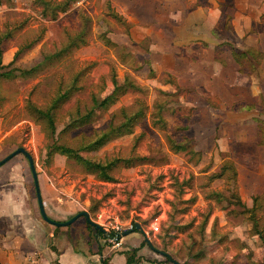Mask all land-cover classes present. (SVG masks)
<instances>
[{
	"label": "rangeland",
	"instance_id": "374dc122",
	"mask_svg": "<svg viewBox=\"0 0 264 264\" xmlns=\"http://www.w3.org/2000/svg\"><path fill=\"white\" fill-rule=\"evenodd\" d=\"M36 1L12 0L9 6L0 5V34L7 28H16L13 38L6 45L5 65L14 61L13 67L32 68L42 60L43 55L59 50L68 37L81 30L84 16L91 19L88 44L75 51L69 59L37 76L23 78L19 74L14 80H0V161L17 148L24 147L32 155L36 171L47 187H66L72 197L62 195L64 200L72 201L80 212H88L95 223L102 213L110 219V228L116 221L125 230L138 223L149 232L148 238L156 249V252L153 251L162 259L166 260L168 255L180 264H264L263 244L257 237L249 235L247 216L229 213L232 209H242L225 200L218 204L205 198L210 189L227 196L234 192L248 205L252 192L250 188L254 186V191L259 192L264 187V143L255 128V118L264 119V92L255 99L257 102L244 99L234 101V104L225 103L228 101L226 95L215 96L219 92L226 94L217 84L211 90L207 87L200 90L189 87L179 89L173 85L177 95H162L161 91H167L161 87L167 77H150L146 66L147 49L151 43L149 40L138 43L127 39L124 32H129L130 28L126 21L110 16V0H75L71 8L56 20L44 18ZM105 35L120 48L107 46ZM28 46L30 48L15 60L17 51ZM260 58L256 56L255 61L260 63ZM247 66L249 62L246 69ZM86 68L89 70L81 82L83 89L57 112L56 139L59 145L74 150L83 149L88 143L84 134L103 128L113 113L118 115L119 122L122 108L138 110V101L141 100L149 107L148 117L135 127L133 134L121 136L99 151L87 154L90 158L102 160L133 156L152 159L150 164L114 171L116 183L100 182L96 176L85 173L83 167L64 156L56 155L49 160L48 146L52 140L27 111L28 101L45 107L60 84H67L75 72ZM114 74L120 84L124 83L125 77H129L141 90L129 91L121 96L108 112L82 128L83 131H74L71 136L62 134L69 122V113L77 105L81 114H85L92 106L93 95L103 99L113 91L111 77ZM256 78V84L263 90L264 69L258 72ZM247 83L252 84L251 80ZM170 89L174 91L173 87ZM157 102L166 106V131L151 124L150 114ZM168 135L178 142L187 140L190 147L202 155L174 154L169 150ZM237 135L244 145L237 143ZM229 156L238 162V180L230 185L218 180L212 183L211 188H204L209 180L207 175L218 172L222 160ZM17 158L27 161L22 154ZM251 173H255L253 178ZM175 180H190L192 186L184 190L181 198L188 200L195 196L196 201L184 215L178 217L179 223L185 225L184 230H171L167 235L165 230L168 227L163 223L169 220L171 205L181 190ZM52 192L57 194L55 189ZM63 208L70 209L67 204ZM163 211L166 213L164 221L154 235L148 229L150 221ZM58 213L57 217L65 215ZM80 219L74 226H68L69 229L75 227L74 234L85 231L91 240V247L97 251L103 249L101 245L112 246L107 237H100L99 244L95 242L94 231L88 230L85 218ZM206 219L208 223L204 228ZM186 225L189 227L186 228ZM142 237L146 243L145 237ZM77 239V247H82ZM143 245L145 249L149 248L147 243Z\"/></svg>",
	"mask_w": 264,
	"mask_h": 264
},
{
	"label": "crops",
	"instance_id": "0c3cea01",
	"mask_svg": "<svg viewBox=\"0 0 264 264\" xmlns=\"http://www.w3.org/2000/svg\"><path fill=\"white\" fill-rule=\"evenodd\" d=\"M110 3L130 25L129 32H124L128 40L151 43L146 57L149 75L150 68L159 77L170 74L179 89L211 90L217 84L226 94L219 92L215 96L226 95L225 103L229 104L244 99L253 103L264 92L256 84L258 72L264 69V0H110ZM231 47L239 53L247 52L255 70H245L248 60L244 65L237 63ZM256 56L262 57L260 63L255 61ZM248 80L252 84L248 85ZM162 83V89L168 91L163 92L177 95L172 83ZM259 119L255 118V128L264 143ZM237 138L238 135L236 141L241 144L243 140ZM16 157L0 167V261L25 264L29 257H36L40 264H127L129 256L134 255L133 264L173 263L159 257L149 246L145 249L143 234L138 231L124 237L122 248L101 245L103 249L97 251L91 247L85 231L74 234L75 227L61 228L47 223L40 213L29 162ZM225 160L234 162L239 178L238 162L232 156L222 163ZM254 174L251 173L252 178ZM38 180L51 219L65 222L80 213L72 201L62 197H72L66 187L52 185L57 193L53 194L40 175ZM250 190L248 205L244 203L249 208L253 197L263 193L264 187L259 192L254 191V186ZM64 204L70 209L64 210ZM58 212L65 215L57 217ZM95 230L94 239L99 244L100 237L106 236L96 235ZM77 238L82 247H77Z\"/></svg>",
	"mask_w": 264,
	"mask_h": 264
},
{
	"label": "trees",
	"instance_id": "16d2710c",
	"mask_svg": "<svg viewBox=\"0 0 264 264\" xmlns=\"http://www.w3.org/2000/svg\"><path fill=\"white\" fill-rule=\"evenodd\" d=\"M11 1L12 0H0V5L7 4L9 6L11 5ZM74 1L75 0H37L36 3L42 8V15L44 18L56 20L60 14L66 13L71 8ZM108 9L110 16L116 19L123 20V22H125L124 18L116 13L114 9H112L110 3L108 4ZM82 18L83 27L81 30L68 37L67 41L61 46L59 50L43 55L42 60L28 70L13 67L14 61L7 65L4 64L3 57L6 52V45L8 41L13 38L15 33L14 30H16V28H7L5 32L0 34V80H14L19 76V74L23 78L37 76L45 69L56 66L58 63H61L65 59H69L70 57H72L75 51L88 44V36L90 35V25L88 24L91 19L88 16H84ZM227 21L229 22L228 18ZM128 28H130L129 24ZM106 45L111 48L118 47L117 44H115L107 36ZM28 48L30 47H22L21 49H19L15 54V60L20 56V54H22L25 49ZM231 48L233 57L237 63L244 65V61L248 60L249 66H247V69L250 72L255 70L254 61L247 52L239 53L236 52L233 47ZM89 68L75 72L71 76V80L67 84H60L53 98L45 107L38 106L35 103L28 101L27 111L29 112L34 122L43 126V129L45 130L47 136L52 140V143L48 146L47 156L49 160H52L56 155L64 156L68 159L73 160L79 166L83 167L85 173L96 176V178L100 182L116 183L117 179L113 175L114 171L119 170L123 167L131 168L146 163L150 164L152 163V159L143 156H133L128 158H106L105 160H102L98 158H90L87 156V154H92L99 151L106 144L121 136L133 134L135 127L148 117L149 107L141 100L138 101V110L128 111L126 108H122L120 111L121 121L119 122L117 121L118 115L113 113L110 116L109 121L103 128L95 129L87 135L84 134V137L88 139V143L83 149L74 150L66 146L59 145L58 140L56 139L57 112L83 89L81 82L88 72ZM154 76L155 73L150 68V77ZM164 76L167 77L164 80L165 83H172L173 85H176V81L172 75L165 74ZM111 83L113 86V91H111L110 94L103 99H99L97 98V96L93 95L92 106L85 114H81L79 105H77L69 113V122L62 134H68L69 136H71V133H73L74 131H77L79 129L81 130L82 128L93 124L98 119H100L104 115V113L108 112V110L120 99L121 96L127 94L129 91L141 90L139 85H137L129 77H125L124 83L120 84L117 80L116 75L114 74L111 77ZM161 94L169 96L168 93L162 91ZM165 111V105H160L158 102L154 104L153 111L150 114L151 124L154 128H159L163 131L167 130L168 122L165 117ZM257 121L259 124V132L264 139V120L259 119ZM167 143L169 146V150L174 154L185 153L193 157L201 156L200 152L195 151L189 146L187 140L178 142L168 135ZM207 176H209V180L204 188L209 189L211 188L212 183L218 180H224L227 185L236 182L238 178V171L233 161L225 160L218 172L209 174ZM175 182L177 187L181 188V190L177 194V200L171 205L169 220L166 223H163V225L166 224L168 227V229L165 230V232H168L167 235L170 234L169 232H171V230L180 232L184 230L185 225H181L179 223L178 217L184 215L188 211V208H190V205H192V203L196 201L195 196L188 200H183L181 198L183 193H185L184 190L192 186V182L190 180H184L182 182L175 180ZM205 198L206 200L214 201L218 204L222 203L225 200L231 205L233 204L234 206L240 207L242 211H238L237 209L227 210H229L230 214L247 216L246 221L250 225V228L248 230L249 235L251 237H257L263 244L264 248V192L253 197V204L250 208L244 204L240 195L234 192L230 193V195L227 196L220 191L210 189ZM181 205L187 206L179 207ZM207 223L208 219H206L203 223L204 228L206 227ZM87 227L89 229L95 230L92 225L87 224ZM188 227L189 226L186 225V228ZM95 231L96 235L98 236H101L103 233L98 230ZM135 231H137L136 228L133 232ZM166 256L167 262H173L172 258H170L168 255ZM134 257V255L129 256L127 264H133L135 262Z\"/></svg>",
	"mask_w": 264,
	"mask_h": 264
},
{
	"label": "water",
	"instance_id": "95a60500",
	"mask_svg": "<svg viewBox=\"0 0 264 264\" xmlns=\"http://www.w3.org/2000/svg\"><path fill=\"white\" fill-rule=\"evenodd\" d=\"M21 154L24 155L27 158L28 162H29L30 169H31V172H32V176H33V179H34V184H35V189H36V196H37V201H38L40 213H41L42 218L47 223H49L51 225H54L56 227H64V226L72 225L73 223H75L80 218H85V220H86V222L88 224L92 225L96 230L103 232L101 227L98 226L95 222H93L91 220L89 213L86 212V211H82V212L76 214L71 219H69L68 221H65V222H59V221H55V220L51 219L47 215L45 207H44V204H43L41 190H40V185H39V180H38V173L36 171V167H35V163H34V159H33L32 155L24 147H19L15 151H13L11 154H9L7 157H5L3 160L0 161V167L3 166L4 164H6L7 162H9L14 157H16L18 155H21ZM136 229H137L138 232H140V233H142L144 235L145 242L147 243V245L152 250L156 251V249L154 248V246L151 243L150 239L145 236V232H144L143 228L139 224H137L136 225ZM132 232L133 231H126V232H124L122 234V237H126V236L130 235ZM160 254L165 255L163 252H160ZM173 263L174 264H180V263H178L176 261H173Z\"/></svg>",
	"mask_w": 264,
	"mask_h": 264
},
{
	"label": "built area",
	"instance_id": "2783aa9c",
	"mask_svg": "<svg viewBox=\"0 0 264 264\" xmlns=\"http://www.w3.org/2000/svg\"><path fill=\"white\" fill-rule=\"evenodd\" d=\"M164 211L158 215L157 217H155L153 220L150 221L149 224V231L152 234H156L159 232L160 230V225H161V221L163 220V216H164ZM96 224L98 226L101 227V229L103 230L104 235H106V237L108 238V241L110 242V244L112 245L113 248H122L123 247V238L122 234L126 231H134L136 228V225L138 223H133L132 225H130L129 229L125 230L119 222H115V225H113L110 228V219L107 218V216H104V213L100 214L98 216V219L96 221ZM111 231H110V229ZM145 232V236L148 237L149 232L144 231ZM0 264H6L3 261H0ZM25 264H40L38 259L36 257H29L26 261Z\"/></svg>",
	"mask_w": 264,
	"mask_h": 264
}]
</instances>
